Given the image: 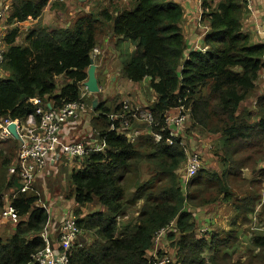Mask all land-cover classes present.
Segmentation results:
<instances>
[{
  "label": "trees",
  "instance_id": "16d2710c",
  "mask_svg": "<svg viewBox=\"0 0 264 264\" xmlns=\"http://www.w3.org/2000/svg\"><path fill=\"white\" fill-rule=\"evenodd\" d=\"M134 1L129 8L111 2L71 26L39 27L26 37L25 45L17 39L18 29L11 30L5 40L0 118L27 119L37 109L31 101L35 98L49 100L55 108L70 101L82 102L93 50L109 25L114 35L137 42L123 74L133 82L150 78L156 94L149 108L154 120L152 135L134 142L111 130L122 121H112L111 115L129 118L134 109L125 110L123 104L115 108L105 101L95 108L93 122L108 148L78 160L68 173L64 191L79 206L75 210L77 226L94 231L95 239L74 248L69 264H264L262 234L249 245L253 257L237 262L230 251L231 234L220 237L211 231L199 237L195 222L197 209L231 202L228 182L239 177L243 155L250 149L261 150L264 144V94H258L264 43L253 42L243 30L248 0H203L201 21L209 28L203 39L205 51H192L188 58L182 6L170 0ZM48 2L12 0L8 22L40 18ZM61 75L69 82L59 89ZM251 98H255L254 105L243 107ZM181 107L189 110L185 134L196 131L204 137H218V164L223 168L222 172L203 168L187 185L179 173L188 158L182 137L173 145L167 141V113ZM156 133L163 139L157 140ZM9 140H13L9 150L0 142V211L5 206L4 196L9 195L20 220L8 239L0 235V264H37L34 255L45 247L42 233L50 213L36 206L40 198L37 183L24 192L21 178L10 173L19 142ZM261 160L259 157L257 163ZM258 197L260 200L259 194L242 199L244 216L255 211ZM138 201L142 204L134 226L119 222L117 218L128 216ZM96 202L109 216L96 211L81 217V207ZM162 230L165 239L172 240L174 262L163 260V251L157 256L150 254Z\"/></svg>",
  "mask_w": 264,
  "mask_h": 264
},
{
  "label": "built area",
  "instance_id": "2783aa9c",
  "mask_svg": "<svg viewBox=\"0 0 264 264\" xmlns=\"http://www.w3.org/2000/svg\"><path fill=\"white\" fill-rule=\"evenodd\" d=\"M11 10L12 4L8 0L0 1V77L3 76V64L5 63L7 51L5 40L13 27V23L8 22ZM206 29H208L207 26ZM97 53L98 49L95 48L92 53L93 58L96 57ZM31 101L36 105L37 109L27 119L11 120L0 118V137L3 139H15L8 127L13 122L17 124L20 136V139L17 140L19 142V150L16 160L10 166V173L21 178L23 182L22 191L24 192L33 189V185L38 181H44L51 170L53 172L56 171L57 165L61 160L65 162L66 166H75L78 160L84 159L91 153L105 152L108 148L105 137L100 136L99 141L85 142L80 140L78 136H73L77 134L78 128L73 125L72 120L80 118L83 107L82 102L70 101L61 107L55 108L49 102L40 98L31 99ZM123 108L125 110L133 109L128 101L124 103ZM181 108L182 112L178 117L167 120L170 130V136L167 141L170 145H173L176 138L180 137L182 127L189 118V110ZM138 117L144 118L149 122V125L154 124L150 111L143 112L139 108H135L134 114L129 118L121 115H111L112 121L122 119L120 127L116 128L113 125L111 130L126 135L131 142H134L141 135V132L138 129H133L132 125V119ZM154 137L157 140L163 139L161 133L154 134ZM181 145L184 146L183 141ZM185 152L187 153L186 148ZM186 163L187 169L185 177H183L185 185L193 180L202 168V161L197 154L188 155ZM37 193L40 196V193ZM4 201L5 206L2 218L17 224L20 218L16 208L11 204L10 196L5 195ZM48 209L49 213L50 209L53 211V207H48ZM121 218L119 216L117 219ZM51 220L52 216L50 213L49 222L42 233L45 247L34 255V262L37 264H69V255L74 248L78 247V239L83 235L84 230L77 226V219L74 214L67 212L61 218L63 221L58 238L59 246L55 248L48 239ZM163 232L165 234L166 231L162 230L160 233Z\"/></svg>",
  "mask_w": 264,
  "mask_h": 264
},
{
  "label": "rangeland",
  "instance_id": "374dc122",
  "mask_svg": "<svg viewBox=\"0 0 264 264\" xmlns=\"http://www.w3.org/2000/svg\"><path fill=\"white\" fill-rule=\"evenodd\" d=\"M134 5H135V1L132 6ZM259 6H261V4ZM48 14H50V12ZM66 17L67 18L62 21V24L66 23L70 16L67 14ZM205 25L207 24L205 23ZM51 27L52 26H50V28ZM243 30L245 33H248L246 29ZM19 43L22 42L19 41ZM130 47L133 46L131 45V42H128L118 50L119 58L125 60L123 62H127L131 58V54L129 53ZM109 57L110 55H108V58ZM112 74H118V73L113 72ZM64 78L67 81L62 86H64L66 83L69 82L68 78L66 77ZM142 82L143 81L133 82L130 81L127 77H120L118 80L112 82L113 85H110L107 94L108 96L111 95L113 92H117L119 96H127L129 92H131V94H134V91L131 89L132 85H134V83H137L138 85H142L141 84ZM57 84H58V88H61L59 87L61 86V83L58 80H57ZM140 88L143 90L146 103H148V100L150 97L153 96L152 95L153 93L149 92L148 89H143L142 86H140ZM149 88H151L150 83H149ZM86 93H90L91 96L89 97H85V95L82 96L84 102H86L81 110L82 115H86L88 111H90L89 106L91 105V97L93 96V94L89 91H87ZM259 93L264 94L263 70L261 72L260 80L258 83V94ZM99 95L102 97V100L105 101V95H102L101 92H99L95 96H99ZM254 99L255 98H251L247 100V102L244 104L243 107L248 106V108H250L255 103ZM115 103L116 102L109 103L108 106H113ZM130 107L132 106L130 105ZM170 110L173 112L174 108ZM174 113H177V111L173 112L172 115ZM188 126H189V122L185 123L182 127L183 137L181 136L180 133V137H182V141L185 147L183 145L182 146L186 148L187 154L189 156L193 154H197L199 156V158L202 161L201 170L204 168L208 171L220 170V172H222L223 168L221 165L218 164L219 162V155L217 154L219 147L218 137L215 136L204 137L205 136L204 134H200L196 131H191L190 133L188 131V134H185L184 131L185 130L187 131V129L189 128ZM0 142L3 144V147L7 150L13 147V144H11L13 140L3 139L2 137H0ZM259 157H262L263 160L257 163ZM184 166H185L184 167V172H185L187 169V163H185ZM68 172H69V168H61V172L59 173V175L53 176V171L51 170L46 175V179L47 178L49 179L45 183L43 182L37 183L38 186L37 189L40 192L41 199L45 200V204L48 207L54 208V211H51L50 209L52 221L56 219V213L59 214L58 216H60L66 214L68 212L69 207L71 208V210L74 211L79 207L77 204L73 202L72 199H69L64 195V191L66 188V182H64V177H67ZM228 184L233 192V198L231 202L222 203L219 205L208 204L203 208L197 209L198 210L197 218L195 220L197 225V233L199 237H202L203 235H207L211 231L219 233L220 237H226L228 234H231L234 238V241L232 242L233 246L230 248V251H233L234 254L233 259L234 261L237 262L238 261L245 262L247 259L253 257V252H249L248 250H249V245L254 240L255 236H257L259 233L264 236V216H263L264 215V144L261 147V150L253 151L252 149H250L247 151V153H245V155H243V163L239 177L236 180L234 179L232 181H229ZM257 194L260 195V200L258 197L259 201H257L258 203L257 207H259L261 216H259L258 212H256V213H252V215H250L249 217L247 216L239 217L237 215L238 212L235 202L238 200H240L241 202L246 195L256 196ZM60 196L62 197V199L60 198ZM64 196L67 199H63ZM128 196H130V194H128ZM142 201H138L136 205L130 207L128 216L122 217L118 221L122 223L130 222L133 227L135 224V219L138 210L140 209V206L142 204ZM102 210H104V208H102V206L98 204H95L93 206L92 204L89 206L86 205L81 207L80 215L81 217H87L89 214H92L93 212L102 211ZM2 212L3 210L0 211V235L3 238L8 239V234L10 235L9 229L13 228V225L12 222L8 220H4L2 218ZM7 228L8 230L6 231L5 229ZM94 239H95L94 231H90V232L83 231V235L78 239L77 245L78 247L79 246L82 247L84 246V244L85 245L92 244ZM158 251H163L164 253V256L162 258L163 260L168 259L169 261L172 260L174 262L175 260V256L173 255L174 246L172 245V240L167 241L165 239L164 232L160 233L157 236L155 240V250L150 254L153 256H157Z\"/></svg>",
  "mask_w": 264,
  "mask_h": 264
},
{
  "label": "crops",
  "instance_id": "0c3cea01",
  "mask_svg": "<svg viewBox=\"0 0 264 264\" xmlns=\"http://www.w3.org/2000/svg\"><path fill=\"white\" fill-rule=\"evenodd\" d=\"M8 1L9 3L12 4V0H8ZM170 1L181 5L184 11V20L182 23V28L187 41V50L185 56L188 58V56L192 51H205L203 49L204 48L203 39L209 28L206 29L207 25H205V22L201 21L202 12H203V7H202L203 0H170ZM111 2L117 4L120 8H129L134 4V0H110V1L109 0H49L47 6L44 7L43 14L40 18L30 19L24 22H15L13 23V27L11 28V30L14 29L19 30V36L17 37V39L25 45L26 37L37 28L44 27L52 30L62 26H71L80 17L84 15H88L90 13H95V12L97 13L102 9H105ZM262 3H264V0H249L248 12L244 19L243 29L247 30L248 34H250L253 42L255 43H264V37H262L264 36V4ZM260 4L261 6H259ZM49 12L50 14H48ZM67 14L70 17L66 23L62 24V21L67 18L66 17ZM50 26L52 27L50 28ZM99 37H100L99 43L96 47L98 49V53L96 54L93 63L96 65V73L101 88L100 92L102 95H105L106 104L108 105L109 103L116 102L113 105L116 108V106L120 104H123L124 106V103L128 101L130 105L133 107V109L139 108L143 112L149 111L150 106L156 100V94L153 92L151 88H149L150 78L144 79L143 82L141 83L142 85H138L137 83H134V85H132L131 88L134 91V94H131V92H129L127 96H119L117 92H113L109 96L107 94L110 85H113L112 83L113 81L118 80L120 77H126L123 74V67L126 63H128L131 60L134 51L136 49L137 42L129 38L127 39L114 35V33L112 32V26L110 25L106 27V32ZM128 42H131V45L133 46L130 47V52H129L131 54V58L127 62H123L125 60L119 58L118 50ZM108 55H110L109 58ZM113 72H116L118 74H112ZM64 77L66 76L61 75L58 77V81L61 83V86L59 87H62V85L67 81ZM140 86H142L143 89H148L149 92L153 93L152 94L153 96L149 98L148 103H146L143 90L140 88ZM87 91L88 90L86 89L85 85H83V89L81 91L82 96L83 95H85V97L91 96L90 93H86ZM95 95L93 94V96L91 97V105L89 106L90 111H88L86 115H82L81 113L79 119L72 120L73 125L78 128L77 134H74L73 136L74 137L78 136L80 140H84L85 142L100 140L99 130H97V127L94 125L93 122V119L96 115V112L94 111L95 108L93 107V101L95 97H98L99 104L101 101L104 100H102V97L100 95L99 96H95ZM81 99H82V104L84 105L86 102H84L83 98ZM46 101L51 103L49 100ZM175 111H177V113H174L173 116L172 113ZM173 112L170 110L167 113L168 119H174L178 117L182 112V108H174ZM132 125L134 127L133 129H138L141 132L140 136L150 137L152 135V132L150 130L151 125H149V122L146 121L144 118H140V117L135 118ZM182 133L183 132H181V136L183 135ZM72 166L69 165L66 166L65 162L61 160L57 165V170L53 172V176L59 175V173L61 172V168H69L68 173L72 172V169L74 167ZM184 167L179 170V173L182 177H185ZM66 178L67 177H64V182L67 181ZM48 179L49 178L47 179L45 178L44 181H38L37 183H41V182L45 183ZM39 197L40 198L36 202V206L44 207L49 211L48 206L45 204V200L41 199V196ZM60 198L62 199L61 196ZM63 199H67V198L64 196ZM95 204H97V202L92 204V206ZM235 205L237 206V212H238L237 215L239 217L244 216L246 212L243 210V208H241L242 202L238 200L235 202ZM102 211H105V209ZM256 212H258L259 215L260 212L259 207H257L255 211L251 213H247V217L252 215V213H256ZM68 213L74 214L75 218L77 219L76 212L74 210H71L70 207L68 209ZM105 213L107 216H109L108 211H105ZM58 215L59 214L56 213V219L54 221L51 220V225L49 227L50 231L48 234V239L55 248L59 246L58 238H59V233L62 229V221H63L61 220V218L63 217L64 214L60 216ZM12 225L13 228L9 229L10 235L8 234V238L14 233L15 230L16 224L12 223ZM5 230L7 231L8 228Z\"/></svg>",
  "mask_w": 264,
  "mask_h": 264
},
{
  "label": "water",
  "instance_id": "95a60500",
  "mask_svg": "<svg viewBox=\"0 0 264 264\" xmlns=\"http://www.w3.org/2000/svg\"><path fill=\"white\" fill-rule=\"evenodd\" d=\"M84 85L86 89L93 94H97L101 91L99 80L96 74V65L94 63H92L88 69V79L84 82ZM98 105H99V99L98 97H95L93 101V107L96 108ZM8 129L16 140L20 139L16 123L14 122L11 123Z\"/></svg>",
  "mask_w": 264,
  "mask_h": 264
}]
</instances>
